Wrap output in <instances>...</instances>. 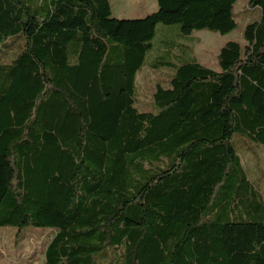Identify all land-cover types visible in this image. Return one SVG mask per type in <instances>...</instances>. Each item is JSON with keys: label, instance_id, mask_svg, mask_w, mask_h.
Here are the masks:
<instances>
[{"label": "trees", "instance_id": "trees-1", "mask_svg": "<svg viewBox=\"0 0 264 264\" xmlns=\"http://www.w3.org/2000/svg\"><path fill=\"white\" fill-rule=\"evenodd\" d=\"M237 1L0 0V229H51L42 264H264L241 156L264 148V0L217 70L153 62L170 87L135 106L157 26L225 35Z\"/></svg>", "mask_w": 264, "mask_h": 264}, {"label": "rangeland", "instance_id": "rangeland-1", "mask_svg": "<svg viewBox=\"0 0 264 264\" xmlns=\"http://www.w3.org/2000/svg\"><path fill=\"white\" fill-rule=\"evenodd\" d=\"M248 3L249 0L237 1L234 6L237 27L225 35L205 29L195 31L189 36H183L180 34L181 26L179 24H159L156 37L152 42V49L147 55V64L137 76L136 108L140 112L152 111L153 95L157 85L164 88L170 87L169 80L173 77L174 70L168 67L155 70L150 66L153 62L162 60L179 65L194 58L203 66L217 70V57L220 49L231 41L243 44L242 33L246 21L255 14L252 13L253 10L249 8ZM110 5L111 18L121 20L143 19L158 9L157 0H111ZM11 41L12 39L8 43ZM182 47L189 50V53L183 52ZM13 52L10 49L9 54ZM170 52L172 53L170 54ZM0 59H5L2 54ZM253 153L241 152L243 165L252 183L259 188L264 196V148L254 147ZM51 231V229L33 227L1 228L0 264H42L49 236L53 234L50 233Z\"/></svg>", "mask_w": 264, "mask_h": 264}]
</instances>
